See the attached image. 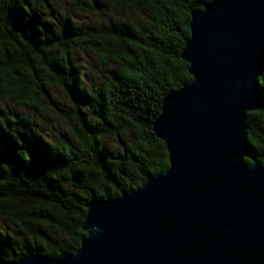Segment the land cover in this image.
<instances>
[{"label":"trees","instance_id":"16d2710c","mask_svg":"<svg viewBox=\"0 0 264 264\" xmlns=\"http://www.w3.org/2000/svg\"><path fill=\"white\" fill-rule=\"evenodd\" d=\"M208 1L0 0L2 259L75 253L87 202L167 169L152 122L192 80L181 51ZM247 125L264 166V107Z\"/></svg>","mask_w":264,"mask_h":264},{"label":"water","instance_id":"95a60500","mask_svg":"<svg viewBox=\"0 0 264 264\" xmlns=\"http://www.w3.org/2000/svg\"><path fill=\"white\" fill-rule=\"evenodd\" d=\"M181 59L192 80L152 122L167 169L87 202L75 253L0 264H264V166L247 138L248 113L264 107V0L192 10Z\"/></svg>","mask_w":264,"mask_h":264},{"label":"rangeland","instance_id":"374dc122","mask_svg":"<svg viewBox=\"0 0 264 264\" xmlns=\"http://www.w3.org/2000/svg\"><path fill=\"white\" fill-rule=\"evenodd\" d=\"M57 9L60 11L59 13H62L64 14L65 12L69 11V8H65L63 6H60V5H56ZM80 18L84 19L85 18V15L83 14H79ZM82 19H79L77 20L78 24L80 25L81 23H83L84 21L86 20H82ZM91 21H95L94 18L93 19H90ZM80 58H79V62L82 64V65H87V63L89 62V56L88 55H85L84 53H79L78 55ZM96 80H98V78L96 77Z\"/></svg>","mask_w":264,"mask_h":264}]
</instances>
